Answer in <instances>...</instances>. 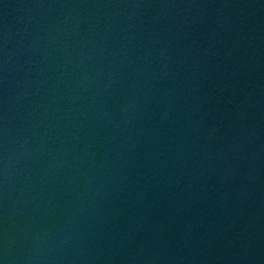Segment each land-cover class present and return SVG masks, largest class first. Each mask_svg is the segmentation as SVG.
Returning <instances> with one entry per match:
<instances>
[{
    "label": "water",
    "instance_id": "obj_1",
    "mask_svg": "<svg viewBox=\"0 0 264 264\" xmlns=\"http://www.w3.org/2000/svg\"><path fill=\"white\" fill-rule=\"evenodd\" d=\"M0 264H264V0H0Z\"/></svg>",
    "mask_w": 264,
    "mask_h": 264
}]
</instances>
